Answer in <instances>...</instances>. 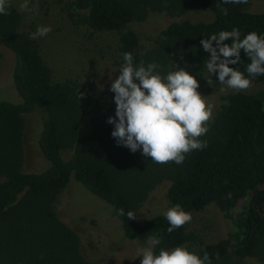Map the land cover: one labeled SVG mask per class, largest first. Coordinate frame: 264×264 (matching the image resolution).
I'll list each match as a JSON object with an SVG mask.
<instances>
[{
  "label": "trees",
  "instance_id": "16d2710c",
  "mask_svg": "<svg viewBox=\"0 0 264 264\" xmlns=\"http://www.w3.org/2000/svg\"><path fill=\"white\" fill-rule=\"evenodd\" d=\"M61 10L74 27L84 26L89 37L97 33L118 36L119 70L123 54L131 52L136 64L155 62L161 75L185 68L202 79L209 74L204 62L209 53L201 40L221 30L239 28L242 37L255 31L264 35V11L255 13L247 4H222V0H59ZM219 7L228 9L222 15ZM208 9L209 21H171L149 47H143L132 23L150 15L177 18L184 13ZM0 15V41L14 55L12 80L20 102L0 101V264H98L85 258L80 237L62 221L55 208L59 194L71 178L109 204L128 239L147 242L161 238L154 251L183 246L203 255L212 264H264V90L237 91L222 96L209 132L201 137L207 147L187 154L185 161L157 164L142 150L131 152L118 145L107 123L116 106L105 107L96 93L80 79L54 81L45 63L36 30L23 28L22 14L13 5ZM215 43V42H214ZM230 43V41H229ZM242 62L230 65L246 73L250 63L241 51ZM264 81L257 75L252 83ZM43 112L38 138L41 154L49 162L40 172L24 170L23 136L26 117ZM69 154V156H67ZM169 182L165 211L138 222L126 213L145 203L161 183ZM232 196L229 199L228 193ZM214 203L231 224L225 237L206 242L187 230V224L167 232L164 213L176 204L190 212ZM123 208L125 215L118 214ZM219 253V260L216 254Z\"/></svg>",
  "mask_w": 264,
  "mask_h": 264
},
{
  "label": "rangeland",
  "instance_id": "374dc122",
  "mask_svg": "<svg viewBox=\"0 0 264 264\" xmlns=\"http://www.w3.org/2000/svg\"><path fill=\"white\" fill-rule=\"evenodd\" d=\"M22 3L23 0H9V5L15 6L22 14L24 29L28 30L31 24L36 29L38 26H50L52 29L46 36L38 38V41L41 55L52 69L53 80L80 79L88 84L105 107L116 106L115 93L110 91V87L118 76L113 63L117 56V34L97 33L89 37L86 27H74L70 23L61 10L59 0H30V7L36 5L38 12L21 11ZM249 10L263 12L264 0H252ZM212 18L213 13L208 9L190 11L177 18L153 14L143 22L132 23L131 27L139 34L142 46L149 47L161 30L173 20L198 22ZM13 63V53L0 41V101H21L12 80ZM205 77L212 79L214 84L210 85ZM198 81V91L208 103L214 105L213 115L223 102V95L237 92L220 85L209 74ZM259 90H264V81L252 83L249 89L241 91L250 93ZM42 115L43 112L36 109L26 117L23 149L24 170L27 172H40L49 165L38 147L37 137L43 128ZM168 186L169 182L165 181L150 193L148 200L137 212L139 223L165 211L168 206ZM55 205L59 218L79 235L80 250L85 258L98 264H141L142 256L134 260L132 258L140 248L148 246L147 242L126 238L121 223L112 214L109 204L90 193L81 183L71 178ZM230 229L231 224L214 203L195 213L187 225V230L199 233L206 242H215L225 237ZM248 264L258 263L250 259Z\"/></svg>",
  "mask_w": 264,
  "mask_h": 264
},
{
  "label": "clouds",
  "instance_id": "9594fccd",
  "mask_svg": "<svg viewBox=\"0 0 264 264\" xmlns=\"http://www.w3.org/2000/svg\"><path fill=\"white\" fill-rule=\"evenodd\" d=\"M248 2L222 0V4ZM8 7L9 0H0V15H8ZM20 10L38 12V7H30V0H23ZM219 11L222 15L228 14L226 7H219ZM51 30L50 26H38L29 38L38 39ZM241 37L239 28H233L221 30L200 42L203 50L209 53L204 62L207 72L212 76L218 74L220 85L236 91L249 89L253 78L264 75V35L251 31ZM242 50L250 60L246 65L247 75L237 67H230L242 62ZM123 61L119 75L110 87V91L115 93V115L107 120L114 125L111 135L117 144L133 153L142 150V155L157 164L174 162L177 165L185 161L187 154L206 148L207 140L201 137L210 130L214 105L198 91L200 84L196 76L185 68L177 69V65L175 71L161 75L157 71L159 64H136L131 52L123 54ZM205 78L210 85L214 84L212 79ZM231 196L229 192L228 198ZM117 211L119 215H125L123 208ZM126 215L129 220L137 218L131 210ZM164 216L169 223V234L192 220L191 213L180 204L169 208ZM160 243V237L150 236L148 246L140 248L132 259L142 256L141 264H212L207 251H203L201 256L183 246L171 250L161 248L157 254L154 248ZM215 258L220 259L219 253Z\"/></svg>",
  "mask_w": 264,
  "mask_h": 264
}]
</instances>
